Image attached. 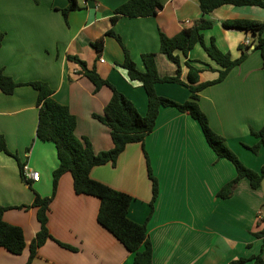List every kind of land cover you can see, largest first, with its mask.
I'll return each instance as SVG.
<instances>
[{
    "label": "crops",
    "instance_id": "0c3cea01",
    "mask_svg": "<svg viewBox=\"0 0 264 264\" xmlns=\"http://www.w3.org/2000/svg\"><path fill=\"white\" fill-rule=\"evenodd\" d=\"M126 1L77 0L79 10L69 12L65 21L61 11L67 0H0V31L4 34L0 69L17 84L45 83L52 98L76 118L75 136L88 139L95 153L109 151L113 147L109 129L92 114H102L111 91L102 87L94 93L91 82L67 56H76L88 69H95L144 116L145 91L119 66L124 51L106 33L111 30L119 37L137 70H145L141 56L153 54L159 77H174L179 69L180 80L187 83L185 62L191 60L202 69L197 82L202 84L219 76L213 71L218 66L203 48L195 45L187 57L176 51L178 67L159 52V33L171 38L200 20L209 21L211 27L202 30L205 45L213 39L231 60L240 57L238 48L244 41L250 46L244 61L221 82L198 93V105L211 129L225 139L239 160L259 172L264 166V147L254 155L243 145H255L258 140L250 130L264 127V63L259 51L253 49L250 32L224 28L222 23H261L264 9L225 4L204 15L198 0H160L163 7L155 16L120 17L111 24L113 11ZM99 39L102 48L98 51L92 44ZM155 92L177 103L186 102L190 95L185 86L173 83H158ZM37 97L29 85L15 88L11 95L0 91V135L8 152H0V206L13 207L3 213V220L22 229L26 245L20 255L0 247V264L26 263L28 246L39 230L36 209L30 205L36 195L44 198L52 193V173L58 160L55 146L36 138ZM144 151L158 185L152 207ZM19 165L37 172L38 181L28 180L30 186L26 185ZM235 176L234 166L217 159L208 147L198 123L173 107L159 109L143 146L128 144L114 166H97L89 173L92 180L132 198L127 217L146 224L152 264H230L256 256L264 260V241L253 236L262 229L264 181L251 189L247 179H240L229 198L219 199L217 192ZM98 208L97 198L75 194L71 174H63L47 212L51 239L37 250L31 264H133V254L97 223Z\"/></svg>",
    "mask_w": 264,
    "mask_h": 264
},
{
    "label": "trees",
    "instance_id": "16d2710c",
    "mask_svg": "<svg viewBox=\"0 0 264 264\" xmlns=\"http://www.w3.org/2000/svg\"><path fill=\"white\" fill-rule=\"evenodd\" d=\"M67 7L62 10V15L66 21L67 15L71 11L79 10L77 0H67ZM202 14L206 15L214 9L230 4L234 6H256L264 9V0H198ZM160 0H127L118 6L110 18L114 24L120 17L140 18L155 16L162 10ZM224 28L236 29L239 31L250 32L254 36L252 41L253 49L259 51L262 63H264V22L251 20H231L222 23ZM211 27V23L200 20L191 29H183L175 36L168 38L159 33V52L179 67L178 57L174 55L180 51L187 57L189 50L199 44L205 51L208 58L218 66L213 70L218 72V79L214 82L197 84L198 74L202 69L196 68L187 60L185 65L188 69L187 83H183L179 76L178 69L174 77H159L157 74L154 55L144 54L141 56L144 71H139L130 59L128 52L122 46L119 37L111 30L106 35L117 40L124 51V61L119 66L126 70L127 76L131 81L141 84L147 97V110L141 116L133 104L119 93L107 80L102 79L95 69H88L85 62L76 56H67V59L80 67V74L87 78L94 87V93L102 87H108L111 97L103 109L101 115L92 114V118L109 129L112 142V149L109 151L95 153L91 143L86 138L75 136L76 118L69 112L66 106L57 103L52 98V90L42 82H31L28 84H17L10 77L3 74L0 69V91L5 95H11L15 88L19 86H31L38 94V122L36 128V138L41 142L52 143L56 149L58 165L52 173V193L49 197L35 196L30 205L36 209V220L39 230L28 246V258L25 264H31L37 254V250L48 240L51 239L47 230V212L56 191L59 178L70 173L73 182V191L77 195L92 196L99 200V208L96 216L97 223L110 233L129 253L133 254V264H152V248L147 236L146 224H138L128 219L127 213L132 198L122 192L113 190L89 177L92 168L105 164H116L118 156L125 147L131 143H140L143 146L144 138L151 133L161 107H173L181 113L188 114L195 120L203 134L208 147L215 153L217 159L229 161L235 168L236 176L233 180L226 183L217 192L219 199L229 198L236 184L240 179H247L251 189H257L264 181V166L259 172L247 168L239 158L229 149L225 139L215 133L208 122L207 117L200 110L198 105V93L205 87L221 82L225 76L246 58L249 47L239 46L241 55L236 60H231L228 53H222L211 39L209 45H205L202 30ZM4 34L0 31V47ZM96 50L102 48V40L99 39L92 44ZM203 65L202 62H197ZM158 83H173L185 86L189 90V99L184 103H177L168 98L157 95L155 85ZM250 135L258 140L253 146L243 145L247 150L256 155L261 147H264V127L260 130H250ZM0 152L8 153L5 140L0 135ZM146 161L147 177L151 182V201L152 207L158 193L157 180L152 175L148 158L144 151ZM22 167L19 165L21 178L26 185L30 182L25 180L22 175ZM17 208V207H15ZM22 208V207H18ZM28 208V207H26ZM13 207L0 206V247L12 255H20L25 249L23 231L17 226L7 224L3 220V213ZM261 213L264 214V204L261 205ZM262 229L253 233V236L264 241V216L260 219ZM61 247L74 250L67 245L58 243ZM253 261V264H264L260 256L251 259H239L230 264H245Z\"/></svg>",
    "mask_w": 264,
    "mask_h": 264
},
{
    "label": "built area",
    "instance_id": "2783aa9c",
    "mask_svg": "<svg viewBox=\"0 0 264 264\" xmlns=\"http://www.w3.org/2000/svg\"><path fill=\"white\" fill-rule=\"evenodd\" d=\"M243 46L249 47L250 42L249 41H244ZM100 62H103V60L100 59ZM22 175L25 178V180H29L31 182H37L39 179V174L37 172L32 171L27 165H24L22 167ZM264 216V214H260V218ZM259 218V219H260Z\"/></svg>",
    "mask_w": 264,
    "mask_h": 264
}]
</instances>
